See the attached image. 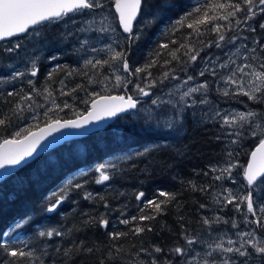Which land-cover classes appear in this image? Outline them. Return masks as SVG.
<instances>
[{
    "label": "snow or ice",
    "instance_id": "obj_1",
    "mask_svg": "<svg viewBox=\"0 0 264 264\" xmlns=\"http://www.w3.org/2000/svg\"><path fill=\"white\" fill-rule=\"evenodd\" d=\"M112 3L116 13L119 14L123 31L129 34L124 42L131 46L134 41L140 38L138 34L133 33L132 21L139 14L143 0H112ZM107 10L106 0H0V41L21 34H28L30 29L32 35L39 37L41 35L39 26L66 20L74 23L77 16H85L88 13H94V15L84 21L81 27L75 31L106 35L114 31L111 25L107 23V17L104 15ZM260 14H264V0H206L205 3L198 6L194 5L184 17L177 21L178 25L192 29V32L185 37V41L188 42H181L175 49L169 48L168 43L159 45L160 49L167 50L166 55L170 56L171 59H164L160 62L163 71L155 76L150 69L156 67L157 61L162 55L159 51L156 52L155 58L149 60L146 65L133 68L128 62L126 50L116 51L112 43H108L104 47H96L90 44L88 36L78 37L77 40L82 49L97 54H106L105 58H100L99 55L84 58V69L90 68L92 70L91 75L88 71L83 73L89 85L99 84L103 79L105 88L109 86L123 87L127 92L128 85L133 84V78H138L139 82L133 84L135 92L138 93L139 97H149L150 100L147 103L154 108L146 107L142 112L137 107L141 104V100L134 95L129 94L127 98L123 95L101 96L95 91L88 92L83 84L68 88L63 80L59 81L58 90L53 89L51 73L48 82H45L40 88H37L36 82L29 78L27 79V84L30 87L29 92L25 93L16 89L6 92L7 97L16 98L17 102L9 109L8 113H0V129L10 126L13 118L24 119L23 114L26 112L30 114L32 125L27 128H18L12 133V139L5 138L0 144V170L26 162V158L33 156L41 139L53 132H61L64 129H85L93 121H99L105 116L113 117L119 112L133 111L138 118L143 120L147 130L159 133L171 130L173 134L179 135L183 131L181 121L185 111L206 106L201 108L202 122L211 121L219 124L223 130L222 134L230 138L231 144L238 145L245 136L258 138V146L250 153L251 162L243 171L247 181L245 185L247 191L244 194H235L232 189L219 185L221 191L213 196V203L222 207L232 205L236 212L241 213L245 225L251 224L255 227L250 230L236 231L233 234L236 239H233L227 232L213 236V225L228 224L229 221L222 216H204L201 221L207 226L208 231L203 238L199 233L196 236L188 235L185 229L183 238L187 247L177 245L170 249L167 254H165L164 249L158 246H153L151 251L141 247L140 251L150 256L151 260L149 262L140 261L139 264H173L169 255L181 258L176 261V264H248V258L253 255L264 257V203H260L261 200H264V193L260 191L264 187V180L257 183L258 177L264 175V112L247 108V105H245L246 111L222 109L209 99V94L214 91L217 95L225 98L245 96L253 104L264 105V55L257 53V47H250L246 43L249 37L242 34L256 32L257 29L249 21L254 20ZM201 25H205V27L201 28ZM259 27L264 30V23H261ZM213 33L215 34L214 40L204 41L200 39V37ZM73 34L64 33V38ZM171 43L176 44V41L173 40ZM252 43L259 46L260 53H264V44H261L258 39H254ZM228 45L233 47L229 48ZM213 46L217 49H227L223 53L226 58L221 60L220 55L215 57L200 56V53L206 48ZM20 48L21 44L17 42L11 47L4 48V52L8 54L18 53ZM181 50H183L182 56L177 54ZM56 58L53 55L50 59L55 60ZM198 58L203 63L194 69V75H188V68L195 65ZM36 59L35 56L26 57L17 65L15 58H13L12 62L5 65L3 71H6L7 75L0 76V83L14 82L24 77H36L39 73ZM237 60L241 62L238 63ZM172 61L182 65L180 71L185 73L183 79L178 74L177 67L172 65ZM114 65H118V67H114ZM105 66L112 71L100 77V71ZM125 73L127 75H124ZM141 73H144L143 78H140ZM74 74L78 73L69 71L67 76L70 77ZM206 74L209 79L195 82L197 76L205 77ZM113 77L114 82L112 81ZM209 80L213 82L210 83ZM172 81H180V83L172 84ZM165 82L171 86L162 88V94L152 92V89L164 85ZM81 91L85 92L86 96V98L81 99V103L90 104V110H87L86 114L78 112L73 104L67 100L57 102L58 97H71L74 93ZM38 98H42L44 102L41 103ZM41 109L43 110L42 113ZM66 109L74 114V118L68 119L59 115ZM41 123L44 124V127H39ZM33 126L39 128V131H32ZM64 138L63 135L57 137L53 143H58ZM227 155L230 159L225 166L211 169L212 172L218 173L213 176V180H229L235 184L236 180L232 176V170L236 165L231 162L233 153L228 152ZM116 167V163L98 166L96 171L99 176L95 183L105 184L111 181L113 177L108 170L116 169ZM3 175H7V173L4 172ZM192 187L193 189L197 188L194 184ZM73 188L81 189L83 184H72L69 181L67 188L61 189L55 202L47 206L45 211L56 212L67 198V192ZM198 190L205 192L206 188L200 187ZM254 194L257 197L255 202ZM158 195L167 199L159 202L150 199L138 206L140 212H143L145 208H152L151 214L119 219L118 222L121 225H132L127 232L109 231V221L105 214H101L98 218L88 217L83 221V224H99L113 241L127 236L129 232L133 235H139L146 228L147 231H152L151 227L142 226L141 222L154 219L155 215L162 211L161 204H166L175 199L173 193L160 191ZM144 196V192H139L136 194V199L143 200ZM83 199L93 201L96 197L91 192L85 191ZM99 199L103 200V197ZM242 206L246 209L243 212H241ZM103 207L109 209V204L104 202ZM200 207L206 208L207 205L201 204ZM249 214H251L252 219H249ZM124 215V212H121V216ZM21 226H23V221L15 227ZM239 226V222L233 219L231 227L239 229ZM36 235L43 239L52 240L54 237L63 238L65 232L50 228L38 230ZM75 247L79 250L81 245ZM114 247L116 252L122 251L123 248L122 245H114ZM46 251V249L43 250V252ZM55 251L60 252V248L56 247ZM86 251L91 252L92 249L89 248ZM0 252L5 257L0 260V264H23L25 261L27 264H37V262L45 264L43 252L38 255L37 251L30 248L25 240L11 237L8 231L0 234ZM71 252V248L65 249L64 256H69ZM153 253L163 255L157 258ZM237 257L242 259H236ZM109 258H112L111 253H109ZM100 264H105V261L101 260Z\"/></svg>",
    "mask_w": 264,
    "mask_h": 264
},
{
    "label": "trees",
    "instance_id": "obj_2",
    "mask_svg": "<svg viewBox=\"0 0 264 264\" xmlns=\"http://www.w3.org/2000/svg\"><path fill=\"white\" fill-rule=\"evenodd\" d=\"M205 2L206 0H143V9L133 28L135 30L133 33L138 34L140 38L129 46L124 42L127 36L119 30L120 39L116 43L115 50H126L128 62L133 68L146 65L159 51L162 55L156 67L150 69L154 76L159 74L163 71L160 62L171 59L166 55L167 50L160 49L159 45L168 43L169 48L175 49L181 42L187 43L185 37L192 32V29L178 25L177 21L194 5L198 6ZM204 27L205 25H201V28ZM200 39L211 41L215 39V34H208ZM173 40L176 44L171 43ZM216 50L215 46L206 48L200 56L204 57ZM50 52H53L52 54L57 58L54 63L51 59L50 63L40 67L38 80L35 81L37 88L48 82L51 73L53 89L58 90L59 81L63 80L68 88L83 84L88 92L95 91L101 96L110 95L104 87L103 79L99 84H88L83 73L88 71L91 75L92 70L84 69V64L77 62L76 56L72 57L73 55L62 54L61 51L55 50ZM182 53L183 50L177 54L182 56ZM172 65L177 67L180 76L184 73L180 71L182 65L177 64L176 61H172ZM69 71L78 74L69 77L67 76ZM109 73L110 69L105 66L100 71V77ZM143 76L144 73H141L140 78ZM136 82H139V79L133 78V84ZM167 84L168 82H165L152 91L159 93ZM15 86L14 89L25 93L30 90L25 84ZM10 90L13 89H0V113H8L17 102L16 98L6 96V92ZM129 94L135 96V89L128 87L126 93L121 92V95L126 97ZM83 98H86L85 92L81 91L71 97H58L57 102L67 100L78 112L85 114L89 105L81 103ZM259 110L264 112V107H259ZM59 115L68 119L74 118V114L67 109ZM131 116L132 114L117 119V123L111 124L103 132L63 144L56 148L57 150L42 155L2 181L0 234L8 231L11 237L25 240L38 255L46 249L47 251L43 252L45 264H53V262L54 264H100L101 260H104L105 264H139L140 261L151 260L150 256L140 251L141 247L151 251L153 246H158L167 254L177 245L187 247L183 238L185 229L187 234L192 236L198 233L206 234L207 226L201 221L204 216H222L229 221L228 224L213 225V234L231 233L240 229L250 230L255 227L251 224L245 225L241 213L236 212L232 205L222 207L213 203V196L221 191L219 185L232 189L235 194H244L247 191L243 171L249 154L257 145L258 138L245 136L238 145H233L230 143V138L222 134L223 130L219 125H202L187 114L184 117V134L175 142L167 143L162 133L147 130L141 118L134 119ZM19 121L13 118L10 126L0 129V143L5 138L10 139ZM43 125L41 123L39 127ZM36 129L37 127L33 126L31 130ZM228 152L233 153L231 162L236 165L232 170L235 184L229 180H213V176L218 173L211 171L212 168L226 165L230 159ZM107 159H117V167L112 169L113 179L106 185L100 186L94 183L92 169ZM69 181L72 184H83V188H73L68 191L67 198L56 212L45 211L47 206L55 202L61 189L67 188ZM193 184L197 186L196 189H193ZM200 187H205L206 191H199ZM85 191L91 192L96 199L93 201L83 199ZM160 191L175 194V199L161 204L162 211L156 214L154 219L141 222L142 226L147 225L152 231H147L146 228L139 235L129 232L127 236L113 241L99 224H83L88 217L98 218L101 214H105L109 221V231L127 232L132 225H121L119 219L151 214L152 208H145L140 212L138 206L150 199L158 202L166 200V197L158 195ZM260 191L264 193V187ZM139 192L145 193L143 200L136 199V194ZM100 197H103V200L99 199ZM256 199L254 194V202ZM104 202L109 204V209L103 207ZM260 203H264V200ZM201 204L207 207L201 208ZM245 210L242 206L241 212ZM121 212L125 215L121 216ZM233 219L239 222V229L231 227ZM249 219H252L251 214ZM21 221L23 226L16 228L15 226ZM50 228L64 231L65 236L47 240L36 235L38 230ZM76 245H81L79 250ZM114 245H122V251L116 252ZM56 247L60 248V252L55 251ZM68 248H71L72 252L69 256H64V250ZM89 248L92 249L91 252L86 251ZM153 255L159 258L163 254L153 253ZM4 258V254L0 252V260ZM252 258L253 264H264V257L253 255ZM169 259L176 264L181 258L169 255ZM23 264H27V261Z\"/></svg>",
    "mask_w": 264,
    "mask_h": 264
},
{
    "label": "rangeland",
    "instance_id": "obj_3",
    "mask_svg": "<svg viewBox=\"0 0 264 264\" xmlns=\"http://www.w3.org/2000/svg\"><path fill=\"white\" fill-rule=\"evenodd\" d=\"M110 5H111V7H110ZM106 6H107L108 10L104 13V15L107 17V23L111 25V28L114 31H112L106 35L105 34H97L95 32L81 33L79 31H75L76 29L81 27V25L84 21H87L88 19H90V17L92 15H94V13H88V15H85V16H77L75 18L74 23L66 20V21H59V22H52V23L44 24V25H42V27H40L41 35L39 37L33 35L32 39L35 37L34 41L32 39H30L28 42L17 41L21 44V48H20L18 53L8 54V53L4 52V48L11 47L15 44L13 42H11V43L7 42L6 44H3L2 46H0V76L7 75V72L3 71V69H4L6 64L13 61V58H15V63L17 65H19V63L21 61L25 60L26 57L35 56L37 58L36 59L37 66L40 69V64L43 61L47 60V62L50 63L49 60H51L50 58L53 55L52 54L53 52H50V51H53V50H55L56 52L61 51L62 54L63 53L69 54L71 56L73 55L72 57L76 56L77 57L76 61L80 62L81 64H83V60L85 57L92 58V57L97 56V55H99L100 58L105 57L106 56L105 53L97 54V53L89 52L85 49H82L77 38L83 37V36H88L91 45H94L96 47H104L108 43H112L113 47L116 48V46H117L116 43L119 42L120 36H118L119 35V29H118V25H117V19H116V16L112 10V1L106 0ZM86 12H87V10H86ZM69 15H71V14H69ZM69 17H71V16H69ZM249 23L257 29L256 32H254V33L247 32V33H242V34L247 35L249 37V39L246 43H248L250 47H252V46L257 47V53L262 55V53H260L259 46L253 45L252 41L254 39H258L261 42V44H264V30L260 29V27H259V25L261 23H264V14L257 15L255 17V19L252 21H249ZM31 31L32 30H30L29 33H32ZM64 33H74V34L70 35L67 38H64ZM29 37H31V35H29ZM42 37H43V39H42ZM237 43H239V41H237ZM228 47L231 48L233 46L228 45ZM225 51H227V49H217L216 52H213L210 54L208 53L204 57H206V56L215 57L217 55H220L221 60H223L226 58L223 55V53ZM241 51L243 52L244 50L242 49ZM51 62L54 63L55 60H52ZM237 62L240 63L241 61L237 60ZM202 63H203V61L201 59H197L196 64L187 70V74H189V75L195 74L194 69H196V66H198L199 64L201 65ZM253 63H255V62L253 61ZM114 67H118V65H114ZM111 71H112V69H110V72ZM124 75H127V74L125 73ZM184 76H185V73H183L181 75V79H183ZM29 78H31L34 81L38 80V78L36 76V77H24L20 80H17V81L11 82V83L5 81V82L0 83V89H7V88L8 89H14V88H16L15 85L19 86L20 84L28 85L27 79H29ZM205 79H209L207 74L205 77L197 76L195 82H202ZM112 81L114 82V77L112 78ZM209 82L212 83L213 81L209 80ZM171 83L177 84V83H180V81H172ZM170 86L171 85H169V83H168L165 88H168ZM128 87L133 88V86L130 84L128 85ZM105 89H107V91L110 93V95L121 96V92L126 93L123 87L117 88V87L109 86ZM159 93H161V92H159ZM154 94H156V93H154ZM210 94H209V99L211 101H213L214 103L218 104V106L222 109H233V110H238V111H246L247 108H254L258 112H261L259 110V107H264V105L253 104L245 96H237L235 98H225L223 96L217 95L214 91ZM134 97L139 98L141 100V104H139L138 107L140 108V110L142 112L146 107L154 108V106H151L150 104L147 103L150 100L149 97H139L138 93H136V95ZM38 99L40 100L41 103L44 102L42 98H38ZM245 105H247V108L245 107ZM203 107H206V106H200L198 108L187 109L185 111V113L183 114V119L181 121V127L183 128V131L179 135L173 134L171 130H166L165 132H163L162 135L165 137V139H167V143L175 142L179 137H181L184 134V132H185L184 117L187 114H189V116L194 118L196 121L200 122L202 125H206V124H208V125H219V124H217L215 122H211V121L202 122V120H201V115H202L201 108H203ZM42 112H43V110L41 109V113ZM193 113H195V115H193ZM23 115H24V119H21L19 121V124L17 125L15 131L18 128H27L30 125H32V121L30 119V114L26 112ZM131 117L134 119L138 118L135 114H132ZM11 138H13L12 135H11ZM257 144H258V142H257ZM116 161H117V159H113V160L107 159L104 162H102L101 164L94 166L92 169V172L94 173L93 174L94 183H95V180L99 176V173L96 171L97 167L102 165V164L116 163ZM108 171L110 172V174H112V169H109ZM106 183L105 184H97V185L104 186V185H106ZM240 230H247V229H240ZM235 232H231V233L227 232V233H228V235L232 236L233 239H236V237L233 235ZM221 233H223V232L213 234V236H219ZM205 235L206 234H202L201 237L203 238ZM197 247L199 248V245H197ZM236 259H242V258L237 257ZM251 259L253 260L252 257L248 258V264H253Z\"/></svg>",
    "mask_w": 264,
    "mask_h": 264
},
{
    "label": "water",
    "instance_id": "obj_4",
    "mask_svg": "<svg viewBox=\"0 0 264 264\" xmlns=\"http://www.w3.org/2000/svg\"><path fill=\"white\" fill-rule=\"evenodd\" d=\"M141 9H142V5H141ZM141 9H140V12H141ZM112 10H113V12H114V14L116 16L117 25H118V28H119L120 32L124 36H128L129 34L125 33L123 31V26L120 24V21H119V14L116 13L113 3H112ZM140 12L137 15L136 19L134 21H132V28H134V25L138 21L139 16H140ZM24 35L25 34H21L19 36H14V37L8 38V39H6L4 41H0V46L5 44V43H7V42H12V41H15V40H19ZM112 96H117V95H112ZM125 98H127V97H125ZM88 110H90V104H89ZM132 113H133V111L119 112L113 117L105 116L104 118L100 119L99 121H93L85 129H81V130L64 129V130H61V132H53V133L47 135L45 138L41 139L39 146L37 147L36 151L33 153V156L30 157V158H26V162H22L21 165H18V166L6 167L5 169L0 170V183L2 181H4L5 179L9 178L10 176H12L13 174H15L16 172H18L19 170H21L22 168H24L25 166H27L28 164H30L31 162L35 161L37 158L41 157L42 155H44V154H46V153H48V152H50V151L62 146L65 143L81 140V139H84V138L94 134V133L103 131L105 128H107L109 125H111L117 118L124 117V116H129ZM41 127H44V125L41 126ZM35 131H39V128L37 130H35ZM80 133H82V134H80ZM62 135L65 137L63 140H60L58 143H53V141L57 137H60ZM2 143H3V141L0 144H2ZM257 146L258 145H256V147ZM255 148L252 151H254ZM250 162H251V156L249 155L247 165ZM4 172H6L7 175H3ZM263 177H264V175L259 176L258 179H257V183ZM244 181L247 183L245 177H244Z\"/></svg>",
    "mask_w": 264,
    "mask_h": 264
},
{
    "label": "flooded vegetation",
    "instance_id": "obj_5",
    "mask_svg": "<svg viewBox=\"0 0 264 264\" xmlns=\"http://www.w3.org/2000/svg\"><path fill=\"white\" fill-rule=\"evenodd\" d=\"M39 27H42V26H39ZM31 32H32V31H31ZM29 35H31V37H29ZM32 37H33V35H32L31 33H29V34L25 35V36L21 39V41L28 42L30 39H32ZM42 39H43V37H42ZM32 40L34 41V40H35V37H34Z\"/></svg>",
    "mask_w": 264,
    "mask_h": 264
},
{
    "label": "bare ground",
    "instance_id": "obj_6",
    "mask_svg": "<svg viewBox=\"0 0 264 264\" xmlns=\"http://www.w3.org/2000/svg\"><path fill=\"white\" fill-rule=\"evenodd\" d=\"M110 9V8H109ZM143 9V8H142ZM143 11V10H142ZM137 26V25H136ZM52 29V28H51ZM133 31H135V30H133ZM123 37V36H122ZM210 54V53H209ZM50 61V60H49ZM47 60L46 61H43L41 64H40V67H42V66H45V65H47ZM200 65V64H199ZM197 67V66H196ZM189 75V74H188ZM194 75V74H193ZM197 78V77H196ZM11 83V82H10ZM154 93V92H153ZM211 95V94H210ZM104 96V95H103ZM107 96V95H106ZM126 96V95H125ZM139 108V107H138ZM140 109V108H139ZM120 120V119H119ZM117 123V122H116ZM103 132V131H102ZM157 133V132H156ZM11 138V137H10ZM75 142V141H74ZM57 150V149H56ZM54 150H52V152H53ZM46 156V155H45ZM111 160H113V159H111ZM36 161V160H35ZM110 161V160H109ZM85 171V170H84Z\"/></svg>",
    "mask_w": 264,
    "mask_h": 264
}]
</instances>
